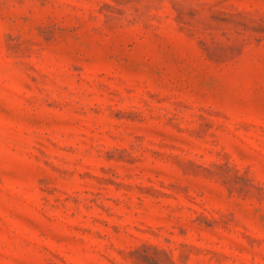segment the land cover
I'll return each instance as SVG.
<instances>
[{
  "label": "rangeland",
  "instance_id": "rangeland-1",
  "mask_svg": "<svg viewBox=\"0 0 264 264\" xmlns=\"http://www.w3.org/2000/svg\"><path fill=\"white\" fill-rule=\"evenodd\" d=\"M0 264H264V0H0Z\"/></svg>",
  "mask_w": 264,
  "mask_h": 264
}]
</instances>
